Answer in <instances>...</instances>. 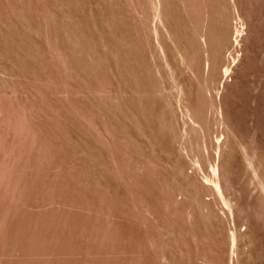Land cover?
Masks as SVG:
<instances>
[{"label": "rangeland", "instance_id": "374dc122", "mask_svg": "<svg viewBox=\"0 0 264 264\" xmlns=\"http://www.w3.org/2000/svg\"><path fill=\"white\" fill-rule=\"evenodd\" d=\"M0 264H264V0H0Z\"/></svg>", "mask_w": 264, "mask_h": 264}, {"label": "bare ground", "instance_id": "6f19581e", "mask_svg": "<svg viewBox=\"0 0 264 264\" xmlns=\"http://www.w3.org/2000/svg\"><path fill=\"white\" fill-rule=\"evenodd\" d=\"M237 36H236V39H237V37H238V35H240L239 33H240V30H238L237 29ZM226 71V70H225ZM218 168V167H217ZM217 168L215 169V171L217 172ZM220 183H216V188H217V190L219 191V192H221V187H220V185H219ZM223 195V194H222Z\"/></svg>", "mask_w": 264, "mask_h": 264}]
</instances>
